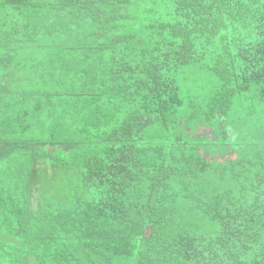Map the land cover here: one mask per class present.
Returning <instances> with one entry per match:
<instances>
[{
  "label": "trees",
  "instance_id": "16d2710c",
  "mask_svg": "<svg viewBox=\"0 0 264 264\" xmlns=\"http://www.w3.org/2000/svg\"><path fill=\"white\" fill-rule=\"evenodd\" d=\"M0 264H264V0H0Z\"/></svg>",
  "mask_w": 264,
  "mask_h": 264
},
{
  "label": "rangeland",
  "instance_id": "374dc122",
  "mask_svg": "<svg viewBox=\"0 0 264 264\" xmlns=\"http://www.w3.org/2000/svg\"><path fill=\"white\" fill-rule=\"evenodd\" d=\"M194 77H195V79L197 78V74H196V73H194ZM206 77H207V76H204V77H203V80H206ZM198 81H200V80H197V82H198ZM200 82H203V81H200ZM203 83H204V82H203ZM49 194H50V193H49Z\"/></svg>",
  "mask_w": 264,
  "mask_h": 264
}]
</instances>
